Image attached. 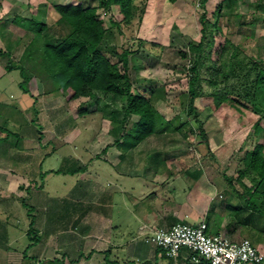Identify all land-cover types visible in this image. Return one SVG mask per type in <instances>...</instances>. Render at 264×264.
I'll return each instance as SVG.
<instances>
[{"label":"rangeland","instance_id":"374dc122","mask_svg":"<svg viewBox=\"0 0 264 264\" xmlns=\"http://www.w3.org/2000/svg\"><path fill=\"white\" fill-rule=\"evenodd\" d=\"M223 1L222 10L228 16L220 23L222 33H215V45L212 50L211 61L219 59L220 51L217 53V49L224 44L226 37H229L236 46L242 49L245 55L252 58L253 61L261 63L264 67V0H207L204 9L201 0H184L179 6L171 4L168 0H147L146 3L140 0V12H138L132 25L121 26V28L115 27L110 31L109 44L116 48L119 55L126 49L133 51V54L129 56V74L135 91L150 95L155 88L164 87L167 100L157 101L155 107L167 120L178 122V120H185L188 117L183 110L186 108L184 102L190 87L191 57L185 59L180 53L187 51V45L190 41H199L201 37V15L205 12L207 19L214 22L217 16V7ZM65 4L97 7L98 0H0V21H12L15 15L32 19L38 14V16L42 15V19L48 24L52 25L51 23L57 18L54 7ZM99 15L105 21L106 27H110L111 15L117 21H121L123 18V14L117 7L112 9L111 14L99 10ZM236 15H240L241 18H236ZM4 29V27L0 28V32ZM14 32L13 30L12 33ZM4 36V33L2 35L0 33V49L10 52L12 60L16 63L20 60L33 35L16 27V46L12 51L8 50V46L11 47L12 39H6L7 36ZM141 42L145 44H141ZM157 46L162 47V49L157 48ZM118 58H113V62H117ZM7 64L8 57L0 54V94L7 93L6 98L1 103L8 106L2 107L0 110L7 118L12 117L16 112V128L11 124L8 128L23 134L22 140L27 139L28 135L26 134L30 132V138H33V141L24 143H27L36 152L33 154L36 156L35 160L49 153L52 149L50 143H52L53 148H56L51 158H48L43 164L44 170L51 166L59 168L63 157L71 153L73 156L82 159L80 165H84L88 159H93L98 154L101 162L110 158L111 155L107 151L105 153L104 149L115 146L113 144L121 134L122 125L111 120L109 111H105L103 108V103L95 104L89 98L80 97L73 106H70L66 101L65 93H47L44 85L41 86L39 83V87L36 85L33 88V93L38 99L35 105L39 111L38 120L37 124H31L30 120L34 116L31 110L33 99L25 95L19 86L23 81L20 71L15 70L13 73L7 71ZM210 64L209 62L201 73L197 89L199 96L195 100V107L199 112L198 120L208 136L211 151H208L204 143L201 142V137L198 134V123L193 116L187 118L190 126L184 131L186 137L183 138L180 133L160 134L148 138L143 144L132 150L131 161L134 164L132 170L135 176L138 174L149 177L151 169L157 167V164L152 161L154 157L165 163L164 166L166 167L161 168L164 170V174L168 171L166 168L173 169L175 172L176 169H182L181 178H179L182 181L178 179V182L174 184L181 196L185 190L188 191L189 189V187L187 188L189 183L184 180L187 170L193 171L200 168L202 175L216 186L221 182L223 186L226 184L225 180L222 179V174L233 178L235 181L238 170L242 168L240 159L245 152L253 148L259 139L253 133V124L257 121L258 116L251 111L250 102L243 99V82L230 80V82L222 83L220 88L214 90L208 83ZM119 67L122 68V65L119 64ZM233 87L235 93L230 92ZM224 93L228 99L240 101L248 109H244L243 112L237 111L228 102L219 109L216 108L214 96L218 99ZM240 93H242V98L239 97ZM97 95L99 96V94ZM102 100H108L110 104L112 103L111 98L104 99L102 97ZM118 104L121 105V102ZM84 107L87 108L88 113L80 114ZM114 107L117 109L116 106H112L113 109ZM8 119L11 120V118ZM130 119L136 121L138 118L132 117ZM39 129L43 135L42 143L45 145L42 148L37 143V138L40 136ZM0 136L6 137V134L1 133ZM83 151L86 154L83 155ZM118 151L121 152V150ZM124 162L127 161L122 160V164ZM122 169L126 171L130 168L127 166L124 169V165H122ZM77 177L54 173V175H48L45 178L37 177L35 182L39 185L43 184V191L54 199H71L75 195L76 189H79ZM245 182L249 184L248 180ZM138 183L144 185L143 182L140 183L139 181ZM235 184L238 190H243L240 184ZM221 195L222 192L219 190L217 197L221 199ZM196 197L197 201H200V206L196 209L191 208L196 210L193 211V214L196 212L201 214L206 210L204 198L200 193ZM64 203L66 202L64 201ZM51 204L54 206L53 202ZM186 208L191 210L190 207ZM18 209L17 214L14 211L10 221H15L16 215H19L24 227L25 214L29 208L25 209L23 205H20ZM218 212H220L219 209ZM222 212L228 213L225 221L232 223L233 217L229 215L228 210H222ZM210 217L213 215L210 214L208 218ZM206 219L193 215V218H189L187 222L184 221L183 223L197 224ZM258 225L260 226V223ZM238 227L236 229H241ZM13 232L15 237H20V241L15 242L12 247L24 254L30 241L27 236H24L25 234L22 236V231L19 235L16 234L15 230ZM244 232H246L244 238L251 239L253 236L264 238V235L257 230H253V233L248 231L249 234H247V230ZM52 245L51 253L50 249L43 248L44 244L41 243L37 249L40 251L36 253V259L41 260L49 256L50 258L59 257L62 260L63 251L53 242ZM88 253L89 251H86V255ZM5 256V250L0 249V261ZM73 258L75 257L73 256ZM112 258L119 263L128 260L122 255H118V252H114ZM101 259L102 257L97 258L88 264H99ZM84 261L86 260L84 259ZM150 262H155L154 257ZM32 263L36 264L34 261L22 262V264ZM69 263L70 260L63 261V264ZM18 264H21V261ZM158 264H162V261Z\"/></svg>","mask_w":264,"mask_h":264},{"label":"trees","instance_id":"16d2710c","mask_svg":"<svg viewBox=\"0 0 264 264\" xmlns=\"http://www.w3.org/2000/svg\"><path fill=\"white\" fill-rule=\"evenodd\" d=\"M139 1L98 0L97 7H84L81 4L56 5L54 10L57 18L51 23L52 25L43 20L42 15L38 16V14L32 19L15 17L13 22H16V27L32 34L33 37L18 62L15 63L12 60L8 51L0 49V54L8 57L7 71H20L23 81L19 86L25 95L33 99L31 110L34 116L30 120L31 124H37L39 112L35 106L38 99L33 93V88L37 83H42L47 93H65L66 101L70 106H73L80 97L89 98L95 104L103 103V108L105 111H109L111 120L122 125L121 134L115 142V146L122 151L121 156L143 144L152 136L180 133L183 138L186 137L184 131L190 126L187 119L189 116L196 119L201 142L204 143L208 151H211L208 136L198 120L199 112L195 107V100L199 96L197 89L201 73L210 62L209 85L217 90L222 83L230 82V80L243 82V99L250 102L251 111L258 116L257 121L253 124V133L259 139L253 148L245 152L240 159L242 168L238 170L235 181L233 178L222 174V179L225 180L226 184L224 186L222 182L217 184L218 190L222 192L220 205H223L228 210L229 215L233 217V224L243 227L250 233L257 230L264 234L263 65L245 55L242 49L236 46L229 37H226L224 44L217 49V53L220 51L219 59L211 61L210 58L215 45V33H222L220 23L228 16L222 10L223 1L217 7V16L214 22L207 19L205 12L201 15V37L199 41H190L187 45V51L180 53L185 59L191 57L190 87L186 94V101H183L186 103V108L183 111L188 117L185 120H178V122L165 119L155 107L157 101L167 100L164 87L155 88L150 95L135 91L129 74V56L133 54V51L126 49L119 55L116 48L109 44L110 31L113 28L128 27L137 18V14L140 12ZM143 1L144 3L147 2V0ZM168 1L177 6L184 2V0ZM206 2L207 0H201L203 9ZM114 7L120 10L123 18L121 21H117L111 15L110 27H106L105 21L99 15V10L111 14ZM236 18H241V16L236 15ZM141 44L145 43L141 42ZM157 48L162 49L158 46ZM117 57H119L117 62H113V58ZM119 64L122 65V68L119 67ZM226 90L228 92V89ZM230 92H236L234 87ZM241 94L239 97L242 98ZM102 97L104 99L111 98L113 105L108 100H102ZM118 101L121 102V105L118 104ZM214 102L218 109L226 102L240 112L248 109L240 101L228 99L226 93L218 99L214 96ZM119 105L120 107H118ZM112 106H116L117 109L115 107L113 109ZM87 113L86 107L80 111V114ZM132 117L138 119L132 121L130 119ZM0 129L7 130L1 125ZM38 132L40 136L37 141L41 144L43 135L40 129ZM7 134L8 136L13 135L8 130ZM20 136L16 133V138L19 141L22 140V136ZM152 161L157 165L164 163L157 157H154ZM85 169L86 167L80 165L77 159L67 157L63 160V167L55 173L77 174ZM168 173L171 176L174 172L168 170ZM186 173L191 181V186L195 185L196 181L202 177L200 168L193 171L187 170ZM246 180L249 181V184L245 182ZM234 182L240 184L243 190H238ZM24 205L26 204L24 203ZM206 223L209 234H219L218 231H210L211 222L209 218H207ZM256 234L259 233L256 232ZM28 237L30 243L25 250V258H27L28 250L40 240L33 230V219L30 223ZM156 254L158 259L154 263L136 260H127L124 263L111 262L108 255H106L105 260L107 264H158L159 260L167 261L169 264L173 262V259L167 257L160 248L156 249ZM78 262L79 260H70L69 264H77ZM53 263L63 264V261L54 260ZM193 264L196 263L193 262ZM199 264L208 263L202 261Z\"/></svg>","mask_w":264,"mask_h":264},{"label":"crops","instance_id":"0c3cea01","mask_svg":"<svg viewBox=\"0 0 264 264\" xmlns=\"http://www.w3.org/2000/svg\"><path fill=\"white\" fill-rule=\"evenodd\" d=\"M15 17L16 15L14 19ZM2 27L5 28L2 31L5 34L4 37L12 39L11 47L8 46V50L12 51L16 46V22L13 20L0 21V28ZM13 30L14 33H12ZM2 32H0L1 35ZM13 72L15 70L11 73ZM40 84L43 86L42 83ZM40 84L37 83V86L39 87ZM6 95L7 93L0 94V109L8 107L1 103ZM8 118L0 110V122H2L0 125L13 134L8 136L7 130L0 129V134H6V137L0 136V249L3 248L6 252L5 258L0 261V264H18L19 261L21 264L25 261L51 264L54 260H79L77 264H88L100 257L102 259L99 264H107L106 255L109 256L111 262L117 261L112 258L114 252H118V255H122L128 260L150 261L154 257V261H156L158 259L157 248L145 241L146 229L169 228L174 224L187 222V219L193 218V215L203 219L208 218L211 214L213 217L209 218L210 231H218L219 234L227 235L234 241L248 239L243 237L246 233L243 227L240 226L241 229H236L237 225L225 221L228 213L222 212L226 209L220 205L219 200L221 199L217 197L218 187L204 175L196 181L195 185L191 186V181L186 173L184 180L189 183L187 186L189 189L185 190L181 196L177 188L174 187V184L181 178L180 169H176L175 172L173 169L166 168L174 172L170 176L168 171L164 174V170L161 169L165 163H160L156 168L151 167V173H149L150 170L148 171L149 177L138 174L135 176L132 170L134 165L131 161L132 150L121 156L122 151H118L120 149L116 146L104 149L105 153L107 151L111 155L105 161L101 162L98 154L95 158L86 161L83 165L86 167L84 171L77 174L63 173L72 177L78 176L77 187L79 189H76V193L71 199H54L43 191V184L39 185L35 182L37 177L45 178L48 175H54L63 167V160L67 157H74L79 162L82 159L71 153L63 157L59 168L51 166L44 170L43 164L48 158H51L56 148H53L50 143L52 149L49 153L35 160L36 156L33 154L36 152L27 143H24L33 141V138H30V132L25 133L28 135L27 139L17 140L16 130L8 128L10 124L16 128V112ZM20 135L23 137V134ZM38 145L41 148L45 147L43 143H38ZM82 153L86 154L85 151ZM122 160H126L128 163L122 164ZM122 165H124V169L127 166L130 169L123 171ZM179 180L182 181V179ZM139 181L144 185H140ZM198 193L204 198L206 210L201 214L197 212L193 214V211H196L193 208L196 209L200 206V201H197L196 197ZM52 202L56 207L51 204ZM20 205H23L25 209L29 208L25 214L24 227L19 215H16L15 221H10L14 211L16 214L19 211ZM186 207L193 208L189 210ZM32 219L33 230L40 240L28 250L27 258H25L22 252L12 247L15 242L20 241V237H15L13 231L15 230L18 235L22 231V236L25 234L24 236L29 239L28 232ZM247 234H249L248 231ZM263 239L261 236H253L250 239L262 253H264ZM52 242L63 251L61 257L63 259L50 258L49 256L41 260L36 259V253L40 251V249L37 250L38 246L43 243V248L50 249L51 252ZM86 251H89L87 255ZM161 261L162 264H169L167 261L159 260V262ZM171 264H193V262L190 253L183 251L173 259Z\"/></svg>","mask_w":264,"mask_h":264},{"label":"built area","instance_id":"2783aa9c","mask_svg":"<svg viewBox=\"0 0 264 264\" xmlns=\"http://www.w3.org/2000/svg\"><path fill=\"white\" fill-rule=\"evenodd\" d=\"M146 230L145 241L172 259L187 251L196 264H264V253L249 239L234 241L224 234H209L205 221Z\"/></svg>","mask_w":264,"mask_h":264}]
</instances>
